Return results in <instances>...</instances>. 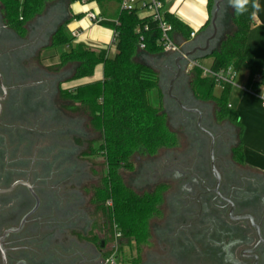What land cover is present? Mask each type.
Segmentation results:
<instances>
[{"label": "trees", "instance_id": "trees-1", "mask_svg": "<svg viewBox=\"0 0 264 264\" xmlns=\"http://www.w3.org/2000/svg\"><path fill=\"white\" fill-rule=\"evenodd\" d=\"M79 1L81 0H0L1 26L6 37L26 39L29 30L38 27L42 21L45 27L50 24L49 28L53 32L50 31L44 38L48 40L45 50H70L63 52L60 63L49 70L57 73L67 67H74L73 75L67 82L91 78L99 66L103 67L102 80L72 89L61 88L59 99L64 110L82 115L87 120L86 128L89 132L100 137L98 148L90 149L84 154L86 157L102 156L108 167L104 183L94 188L91 202L95 210L102 213L113 239L116 227L122 233L123 240L129 244L135 242L141 248L151 238L152 223L162 214L164 195L169 187L158 184L153 191L139 194L123 182L119 170L131 168L135 157L153 158L160 152L173 151L179 146L180 136L170 121L173 113L179 115V118H183L185 114L173 101H165L162 74L147 62L148 59L169 58L168 62L173 61L177 67L176 57L166 53L159 44L161 32L156 23L141 20L136 13L121 10L116 12L115 20H106L101 24L117 33L114 57L110 56L109 49L96 50L83 44L73 46L74 38L68 33L67 25L72 20L71 5ZM218 1L208 0L209 19L193 40V30L164 8V18L172 26L173 41L177 45L187 44L186 49L206 46L207 38L211 36L208 33L212 31L211 21ZM93 2L104 13L106 5H119L121 0ZM163 2L165 5V0ZM253 11L249 5L247 12L237 15L228 6L227 0H224L217 20L218 35L211 42L214 48L197 54L195 58L211 59V69L216 72L232 68L237 73L243 66H249L251 83L256 75H260L262 86L264 71L250 65L245 53L254 24ZM145 25L149 26V31L143 32L145 49L141 50L137 30L144 29ZM187 78L189 91L194 99L212 103L216 122L225 123L235 130L238 144L232 149V156L238 163H245L244 124L239 113L229 107L232 87L221 86L222 93L216 96L214 90L218 84L213 79L204 78L201 69H193ZM112 253L106 257L109 258ZM49 261L47 259L44 264H49ZM72 262L73 260L68 264ZM134 264H140L139 259Z\"/></svg>", "mask_w": 264, "mask_h": 264}, {"label": "rangeland", "instance_id": "rangeland-1", "mask_svg": "<svg viewBox=\"0 0 264 264\" xmlns=\"http://www.w3.org/2000/svg\"><path fill=\"white\" fill-rule=\"evenodd\" d=\"M77 3L81 4L80 1ZM106 8L110 9L112 16H115L116 12L120 11V4H109ZM52 15L50 17H53ZM49 27H51L50 24L45 27L42 21L38 27L29 30L26 39L14 36L12 41H15L16 45L9 42L5 44L8 49L9 47L10 49L25 47L23 55L27 56V59L22 63L20 70H16L22 75L31 77V80L22 85L33 84L36 87H42L44 95L41 100L43 104L40 103L39 110L16 117H7L5 114L6 117L0 119V189H7L14 182L11 175L14 170L18 171L21 165H25L22 161L37 159L35 182L39 183V186L44 185V191H39L42 207L38 213L39 217L41 214L44 215V260L51 259L49 264H68L73 259L79 261V256L72 258L77 253L93 260V253L85 247V243L90 242L94 245L92 251L97 256L102 255L103 264H106V255L116 249L119 251L118 264H134L138 259L141 264L140 255L145 256L146 259L147 254L155 250L156 242L153 232L149 241L142 244L141 248H138L135 242L129 244L123 239L116 243L109 232V225L104 223L102 213H98L91 202L94 188L104 183L108 167L102 156H84L90 149L98 148L101 143L100 137L89 132L86 128L87 120L82 115L70 113L62 107L59 90L76 87L74 85L77 82H67L73 75L74 67H67L57 73L49 70L60 63L59 52L63 50L61 48L45 50L48 40L42 41L40 35L44 33L45 38L46 34L53 30ZM39 43L42 47L33 52L39 47L37 46ZM212 48L214 45L210 44L209 50ZM114 55L112 53L111 56L114 57ZM168 59H148L147 62L162 74L165 101L170 103L172 100L169 97L170 86L178 69L174 62L169 63ZM210 62L211 59L200 60L205 67H208ZM181 66L184 69V66ZM98 73L100 70L96 72ZM188 74L186 71L182 72V76L174 83L172 95L182 104L185 100L189 104H196L194 109H198L204 115L203 129L210 133L214 132L220 142H228L225 153L219 155L232 156L231 151L238 144L235 130L233 131L225 123L216 122L212 103L194 99L189 91ZM214 92L216 96H220L221 86H216ZM173 107L176 106L173 104ZM19 109L23 111V105H19ZM208 113L213 116L207 117ZM198 119L196 115H184L183 118H179V115L173 113L170 122L180 136L179 146L173 151L160 152L153 158L135 157L131 168L119 170L123 182L139 194L153 191L158 184H166L170 188L172 176H170V182L155 177L157 172L162 170L165 158L171 161L175 158L185 161L187 157L186 163L189 164L195 159L209 155L210 139L198 128ZM2 125L16 128L8 129ZM39 161L41 164H38ZM27 163L29 164L28 161ZM42 166H44V179L40 180L38 176L40 177L39 172ZM12 199L11 197L2 198L7 204ZM172 199L170 191L164 195L162 214L153 221V230L160 226L163 220L168 219ZM33 206V199L26 202L24 200L21 209L29 210ZM0 209H2L0 212L1 235L4 230L10 228L12 216H9V209L5 207ZM168 246L171 247V243ZM161 256L167 257V254L162 253ZM82 259L80 258V261ZM166 263H169V260Z\"/></svg>", "mask_w": 264, "mask_h": 264}, {"label": "flooded vegetation", "instance_id": "flooded-vegetation-1", "mask_svg": "<svg viewBox=\"0 0 264 264\" xmlns=\"http://www.w3.org/2000/svg\"><path fill=\"white\" fill-rule=\"evenodd\" d=\"M211 29L212 31L208 33L210 35L213 34L212 21ZM40 39L44 41V33L40 35ZM6 42L16 45L15 41L6 37L0 21V75L2 77V82L0 79V119L5 114L7 117H16L39 110L44 95L42 87H36L33 84L22 85L31 80V77L22 75L16 70L21 68L22 63L27 59V56L23 55L25 47L18 49L9 47L8 49ZM37 46L39 47L33 52L41 48L42 44L39 43ZM182 72H185L183 68L179 77L182 76ZM3 88L6 89V93ZM171 101H174L185 116L196 115L199 118V114L184 111L175 100ZM183 104L189 110L199 111L194 109L196 104H189L187 100ZM19 105H23V111L19 109ZM42 108L44 109V106ZM199 112L202 118L201 127H203L204 115L201 111ZM211 116L213 115L207 114V117ZM197 126L202 131L198 123ZM210 134L215 139L214 166L219 180L213 171L212 138L207 134L210 139L209 155L195 159L194 162L189 161V164L186 163L187 157L185 161L177 158L171 161L165 158L162 170L157 172L155 177L170 182V176H172L171 187L168 190L173 197L170 202L171 213L160 226L155 227L154 230L152 227L156 242L155 250L148 253L146 259L145 256L140 255L141 264H264V170L255 169L247 162L238 163L233 156L221 157L219 154L225 153L228 142H220L214 132ZM22 162H25V165H21L18 171L14 170L11 175L14 182L7 189L19 182L29 183L40 200V206L23 224L25 218L36 206V200L29 188L19 185L11 193L0 195V200L6 197L13 198L8 204L3 200L0 202V208L9 209V216H12L10 228L0 235V264H44L46 262L44 260V215L41 214L40 217L38 215L42 207L39 191H44V185L39 186V183L35 182L37 159H25ZM38 164L41 162L39 161ZM192 164L194 166H191ZM39 173L38 178L44 179V166ZM32 199L34 200L32 209H21L24 200L26 202ZM8 230L18 231L9 234L1 241ZM169 243L171 247L168 246ZM85 244L89 252L93 253V260L77 253L72 258L79 256V261L73 259L72 264H103L102 255L97 256L92 251L94 245L90 242ZM162 253L167 254V257L161 256ZM80 258H83L82 261ZM168 260L169 263H166Z\"/></svg>", "mask_w": 264, "mask_h": 264}, {"label": "crops", "instance_id": "crops-1", "mask_svg": "<svg viewBox=\"0 0 264 264\" xmlns=\"http://www.w3.org/2000/svg\"><path fill=\"white\" fill-rule=\"evenodd\" d=\"M71 5L72 20L67 25V31L73 38V33L78 32L79 37L74 39L73 46L83 44L93 49H109L110 56L116 54V46L112 44L114 32L110 28L96 26L86 18L89 11L100 14L107 21H113L116 18L112 16L109 8L103 13L96 2H87ZM261 5L260 11L253 16V26L250 31L247 45L246 57L250 65L258 67L264 71V0H258ZM208 0H165L166 10L193 32L198 33L207 23L209 14L207 10ZM197 35V34H196ZM196 38V36H195ZM194 38V39H195ZM193 40V39H192ZM191 40V41H192ZM196 47L190 48L193 50ZM62 52L69 51L70 48H61ZM115 56V55H114ZM112 57V56H111ZM212 60L208 66L211 68ZM100 70V73L96 74ZM103 79V67L99 66L93 77L74 81V86H79ZM236 86H233L229 96V107L237 111L242 117L244 124V151L246 162L251 167L264 170V109L261 101L244 92L242 87H248L251 84V69L249 66H243L236 73ZM75 88V87H73ZM72 89V88H71Z\"/></svg>", "mask_w": 264, "mask_h": 264}, {"label": "built area", "instance_id": "built-area-1", "mask_svg": "<svg viewBox=\"0 0 264 264\" xmlns=\"http://www.w3.org/2000/svg\"><path fill=\"white\" fill-rule=\"evenodd\" d=\"M83 3L93 2V0H81ZM164 2L163 0H121L120 10L127 13H136L139 15L141 20H151L156 23L160 32L161 38L159 44L162 46L166 53L174 55L176 59L178 57H186L181 65L184 66V70L190 73L193 69L198 68L203 72L204 78L213 79L219 86L229 85L231 87L236 86L235 78L236 72L232 68L216 72L211 68L205 67L200 63L199 59L186 56L189 49H186V45H177L171 38L172 26L164 18ZM86 18L90 20L96 26H101V24L106 21L100 14L89 11L86 14ZM118 24V22H116ZM149 31V26L145 25L144 29L139 28L137 34L139 35V47L141 50L145 49L143 32ZM114 32V31H113ZM196 32L191 34V38L194 39ZM79 37L78 32L73 33V38ZM112 44L116 46L117 44V33L114 32V39ZM261 76L256 75L253 82L248 87H242V90L256 98H258L262 103V108L264 109V85L261 86ZM259 85V86H258ZM115 237L114 240L117 243L122 239V233L118 231L115 227ZM119 251L116 249L112 255L107 258L106 264H118L119 261Z\"/></svg>", "mask_w": 264, "mask_h": 264}, {"label": "water", "instance_id": "water-1", "mask_svg": "<svg viewBox=\"0 0 264 264\" xmlns=\"http://www.w3.org/2000/svg\"><path fill=\"white\" fill-rule=\"evenodd\" d=\"M223 2H224V0H219V1L216 3V10H215V13H214L213 18H212L213 34L208 38L207 43H206V46H205V47H196L195 49H193V50H191V51H188L187 54H186V56H188V57H192V58H195V57L197 56L198 53H205V52H207V51L209 50V48H210V42H211L212 40H214V38L216 37L217 32H218L217 19H218L219 12H220V10H221V4H222ZM185 58H186V57H185ZM185 58H184V57H178V58L176 59V64H177V66H178V73H177L176 77L173 79V81L171 82L170 91H169V96H170L173 100H175V101L178 103V105H179L184 111L199 114L198 125H199V127H201V119H202V118H201L200 112H199V111H196V110H189V109H187V108H186V107H185V106L179 101V99H177L176 97H174V96L172 95V89H173V87H174V83H175L176 80L179 78L180 73H181V71H182L181 63L184 61ZM0 79H1V82H2V77H1V75H0ZM3 90H4V92L6 93V89L3 88ZM1 100H2V98H1ZM0 113H1V106H0ZM0 125H1V124H0ZM2 126H3V125H2ZM3 127L8 128V129L16 128V127H6V126H3ZM18 129H19V128H18ZM201 129H202V131H203L204 133H206L207 135H209V136L212 138V151H211V152H212L213 171H214L215 175L217 176V178H218V180H219L218 173H217L216 168H215V166H214V145H215V139H214V137H213L210 133H208L209 131H208V132H207V130L205 131V129H203V127H201ZM19 185H25V186H27V187L29 188L30 192L32 193L33 197H34L35 200H36V206H35L34 210H33V211H32V212H31V213L25 218V220L23 221V224H24L25 221H26V219H27L28 217H30L31 215H33V214L38 210V208H39V206H40V200H39L38 196L36 195V193L34 192L32 186H31L29 183L19 182V183H16L15 185H13L10 189H7V190H0V195H1V194H9V193H11V192H12L17 186H19ZM23 224H22V225H23ZM17 231H18V230H8V231H6L5 234H4V236H3V239H2L1 241H3V240H4L9 234L14 233V232H17ZM59 255H60V254H59ZM60 256H62V255H60ZM62 257H64V256H62ZM64 258H69V257H64Z\"/></svg>", "mask_w": 264, "mask_h": 264}, {"label": "clouds", "instance_id": "clouds-1", "mask_svg": "<svg viewBox=\"0 0 264 264\" xmlns=\"http://www.w3.org/2000/svg\"><path fill=\"white\" fill-rule=\"evenodd\" d=\"M227 3L228 6L231 7L237 15H242L247 12L249 5L254 10L252 13L253 16H255L261 8V5L258 0H227Z\"/></svg>", "mask_w": 264, "mask_h": 264}]
</instances>
